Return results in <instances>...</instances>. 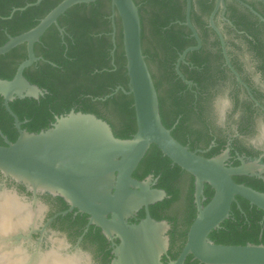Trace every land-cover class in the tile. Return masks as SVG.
I'll use <instances>...</instances> for the list:
<instances>
[{
    "label": "water",
    "instance_id": "obj_1",
    "mask_svg": "<svg viewBox=\"0 0 264 264\" xmlns=\"http://www.w3.org/2000/svg\"><path fill=\"white\" fill-rule=\"evenodd\" d=\"M221 2L208 25L224 53L212 21ZM189 10L185 0L182 24L195 45L177 57L181 79L178 63L200 45ZM140 36L133 0H0V174L33 199L60 197L117 238L109 264H182L186 254L202 264H264L263 244L207 238L235 196L264 214V193L231 180L262 167L225 165L227 151L204 158L173 139Z\"/></svg>",
    "mask_w": 264,
    "mask_h": 264
},
{
    "label": "flooded vegetation",
    "instance_id": "obj_2",
    "mask_svg": "<svg viewBox=\"0 0 264 264\" xmlns=\"http://www.w3.org/2000/svg\"><path fill=\"white\" fill-rule=\"evenodd\" d=\"M240 3L247 5L264 20L263 2L222 0L212 21L221 36L223 53L217 35L208 25L215 0H190L192 15L201 19L203 34L194 27L189 17L200 45L197 50L187 52L177 67L182 79L189 84H185L174 69L178 55L187 47L195 45L190 32L189 37L194 44L185 47L177 55L171 64L175 77L171 80L172 84L166 83L169 89L173 86L176 90L175 98L164 103L161 110L172 121V125L166 129L170 130V135L174 131V135H171L173 139L188 151L204 158L227 151L223 162L231 166H239L240 160L259 162L263 172L232 176L231 180L264 193V138H261L257 123L264 118V22ZM205 9L208 10L206 18L201 15ZM182 22L179 24L184 26ZM225 91L232 100V108L225 126L221 128L216 124L214 101ZM253 140L256 141L255 144L252 143ZM0 184L5 191L15 192L13 196L24 202L31 213L26 227L9 236V242H33L37 251L46 244V236L61 234L64 235L67 249L74 253L73 259L85 264L110 263L114 257L112 250L118 244V239L113 237L109 240L99 228L88 225L87 215L75 209L67 211L68 204L58 196L36 193L33 199L29 190L1 174ZM234 199L236 203H231L228 217L217 229L208 233V240L219 244H238L223 239L230 236L232 229L229 226L250 231L252 225H257L259 228L255 238L244 236L246 238H243V244L252 243L251 240L255 239L254 244L264 245V214L242 198L235 196ZM41 209H45L44 214H41ZM61 212L65 213L60 214ZM239 223L245 227H237ZM182 264L202 263L191 254H186Z\"/></svg>",
    "mask_w": 264,
    "mask_h": 264
},
{
    "label": "trees",
    "instance_id": "obj_3",
    "mask_svg": "<svg viewBox=\"0 0 264 264\" xmlns=\"http://www.w3.org/2000/svg\"><path fill=\"white\" fill-rule=\"evenodd\" d=\"M133 2L138 8L141 51L157 94L159 117L162 125L169 128L172 121L162 114L161 109L164 103L175 98L176 90L173 86L169 89L166 84H172L171 80L175 77L171 64L185 47L194 44L193 39L189 37V31L179 24L183 21L184 0H133ZM207 13L208 10L205 9L201 15L206 18ZM189 17L194 27L200 31L202 29L201 19L192 15V5ZM200 32L203 34L202 30ZM172 134L174 135V131L171 132ZM235 212L237 213L236 210ZM242 223H239L237 227L241 225L245 227ZM229 227L233 235L230 233V236H224L223 239L238 244H243V238H255L259 228L257 225H252L250 231H244L232 225ZM251 242L255 243V239Z\"/></svg>",
    "mask_w": 264,
    "mask_h": 264
},
{
    "label": "rangeland",
    "instance_id": "obj_4",
    "mask_svg": "<svg viewBox=\"0 0 264 264\" xmlns=\"http://www.w3.org/2000/svg\"><path fill=\"white\" fill-rule=\"evenodd\" d=\"M1 193H3L2 190H0V194ZM4 193L12 195L7 191ZM18 201L24 204V202L20 200ZM25 207L27 206L25 205ZM28 212V217L24 214V212L22 213L25 216L21 215L22 217L19 220L21 222L20 224L18 223L19 227L16 224L13 227H7V229L2 231L0 230V264H61L69 263L70 261L74 262L75 264H85L81 260L73 259L74 253L70 252L67 249V244L65 242L64 235L61 234L46 236V244L42 247H39L37 251L35 250L33 242H9V236H13V234H16L24 227H26V223H29L31 219V213L29 208ZM42 213H45V209H41V214ZM24 217L26 218V220H23ZM27 218L29 221L27 220ZM2 227H5V224H3ZM89 262L93 263L92 261Z\"/></svg>",
    "mask_w": 264,
    "mask_h": 264
},
{
    "label": "bare ground",
    "instance_id": "obj_5",
    "mask_svg": "<svg viewBox=\"0 0 264 264\" xmlns=\"http://www.w3.org/2000/svg\"><path fill=\"white\" fill-rule=\"evenodd\" d=\"M17 199L18 198H15L13 195H10L8 193L3 192L0 194V230L1 231L7 229V227H9V228L13 227L16 224L19 227V224L21 222L19 220L21 219V217H22L21 215H23L22 214L23 212L27 217L29 216L28 208L25 207L24 204L20 203ZM25 215H23V216H25ZM24 219L26 220L25 217L23 218V220ZM27 220H28V218H27ZM4 221H5V223H4ZM3 224H5V227H2ZM21 226H22V224H21ZM61 264H75V263L69 262V263H61Z\"/></svg>",
    "mask_w": 264,
    "mask_h": 264
},
{
    "label": "clouds",
    "instance_id": "obj_6",
    "mask_svg": "<svg viewBox=\"0 0 264 264\" xmlns=\"http://www.w3.org/2000/svg\"><path fill=\"white\" fill-rule=\"evenodd\" d=\"M232 108V100L229 98L228 92L225 91L223 95H218L214 101V110L216 115V124L223 128L226 124L228 113ZM239 113H237V118ZM259 125V131L261 138H264V118L257 121ZM253 144L256 143L255 140L252 141Z\"/></svg>",
    "mask_w": 264,
    "mask_h": 264
}]
</instances>
